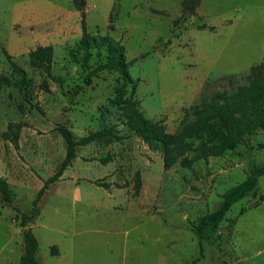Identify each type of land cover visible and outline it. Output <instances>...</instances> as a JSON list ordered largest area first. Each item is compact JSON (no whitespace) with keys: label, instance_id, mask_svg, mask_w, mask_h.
Listing matches in <instances>:
<instances>
[{"label":"rangeland","instance_id":"1","mask_svg":"<svg viewBox=\"0 0 264 264\" xmlns=\"http://www.w3.org/2000/svg\"><path fill=\"white\" fill-rule=\"evenodd\" d=\"M79 4L0 0V74L17 78L4 47L26 76L22 91L11 85L0 90V175L12 204L30 213L38 189L59 167L66 143L58 125L76 138L108 127L121 136L78 145L40 197L28 223L39 264H264V174L257 179L258 193L232 203L208 227L201 246L194 232L222 194L264 162V130L190 167L179 158L166 163L160 149L129 128L113 99L123 83L119 74L101 70L86 85L88 69L76 46L83 11L90 34H109L125 48L131 82L124 98L175 133L193 119L186 112L200 97L245 83L249 68L264 59V0H84L82 9ZM37 46L52 48L51 74L58 82L30 65L28 53ZM90 51L92 69L105 61L106 50L102 46L99 56L96 46ZM78 84L82 88L74 94ZM22 230L0 197V264H19Z\"/></svg>","mask_w":264,"mask_h":264},{"label":"trees","instance_id":"2","mask_svg":"<svg viewBox=\"0 0 264 264\" xmlns=\"http://www.w3.org/2000/svg\"><path fill=\"white\" fill-rule=\"evenodd\" d=\"M73 1L80 4L84 2V0ZM80 28L81 36L76 46L82 52L81 66L88 69L83 82L86 85L90 84L91 76L101 70L117 72L123 83L117 88L118 91L113 99L117 100L120 109L123 110L129 128L135 131L151 148L160 149L166 163L179 158V163L182 166L190 167L196 160L219 156L225 151L233 149L255 129L264 130V59L249 68L245 83L228 91H216L209 99L200 97V101L191 105L186 112V115H192L193 119L184 121L177 132L167 133L161 125L144 117L137 109L135 100L124 98L126 83H130L131 78L127 71L129 62L126 60L123 44L109 34L99 37L90 34L87 31L86 17L83 11L80 14ZM93 46H96L97 56L100 55L102 46L105 47L106 54L103 63L90 69L88 60L91 57L90 49ZM1 51L17 78L11 81L5 75L0 74V90L4 85H11L17 91H22L26 84L23 69L16 64L4 47H1ZM69 53L74 61L78 62L74 52L70 50ZM28 57L31 66L43 69L48 78L59 81V78L51 74L53 52L50 46H37L29 51ZM81 88L82 85H76L74 94ZM8 128H10V124H8ZM57 130L66 143V152L57 170L38 189L30 213H25L12 204L8 183L0 175L1 200L15 211V217L19 219V224L23 227V249L19 257V264H39L37 259L38 241L28 223L38 213V201L42 194L52 182L59 178L76 156V147L100 138L105 140L121 138L112 127L91 131L79 138H76L64 124L58 125ZM187 152H191V156H187ZM107 157L103 161H106ZM262 174H264V162L252 165L247 176L241 182L231 186L222 194L216 209L198 219L194 226V232L197 235L199 246H201L208 227L216 226L232 203L248 193L251 195L258 193L257 179ZM263 196V194L260 195L261 198Z\"/></svg>","mask_w":264,"mask_h":264},{"label":"water","instance_id":"3","mask_svg":"<svg viewBox=\"0 0 264 264\" xmlns=\"http://www.w3.org/2000/svg\"><path fill=\"white\" fill-rule=\"evenodd\" d=\"M78 8H79V9H82V8H83V6H82L81 4H79V5H78Z\"/></svg>","mask_w":264,"mask_h":264}]
</instances>
